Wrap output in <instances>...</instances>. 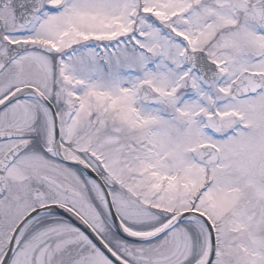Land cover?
<instances>
[{
	"label": "snow or ice",
	"instance_id": "obj_1",
	"mask_svg": "<svg viewBox=\"0 0 264 264\" xmlns=\"http://www.w3.org/2000/svg\"><path fill=\"white\" fill-rule=\"evenodd\" d=\"M0 264H264V0H0Z\"/></svg>",
	"mask_w": 264,
	"mask_h": 264
}]
</instances>
